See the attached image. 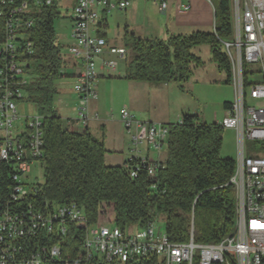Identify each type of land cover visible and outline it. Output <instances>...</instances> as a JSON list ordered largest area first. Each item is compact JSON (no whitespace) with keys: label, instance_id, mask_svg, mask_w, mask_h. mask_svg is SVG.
<instances>
[{"label":"built area","instance_id":"obj_1","mask_svg":"<svg viewBox=\"0 0 264 264\" xmlns=\"http://www.w3.org/2000/svg\"><path fill=\"white\" fill-rule=\"evenodd\" d=\"M51 1L46 0V4ZM131 1L75 0L71 9L72 44L68 53L81 63L72 88L78 101L75 118L81 127L87 124L88 101L96 97L97 60L112 75L117 71L118 59L127 53L124 47L108 45L94 28L101 12L125 10ZM151 1L159 5L161 13L166 11L167 0ZM229 3L232 40L221 44L229 61L235 97L228 116L217 124L236 133L237 159L229 179L235 194V222L229 235L211 243L196 242L192 228L187 241L172 242L163 229L155 227V218L145 227L130 231L115 225L89 224L83 208L73 201L51 204L44 200L40 205L33 204L39 197V185H26L22 178L32 161L42 156V119L35 114L25 119L23 129L14 126L16 102L23 99L24 87L29 83L27 58L33 52L31 41H18V30L29 27L31 21L23 19L26 3L9 9L12 18L5 19L0 35V159L13 161L11 201L26 207L0 204V264H43L47 260L81 264L92 255L120 263L156 255L163 264H264V144L258 146L264 143V0ZM188 10V4L179 7L180 12ZM2 13L0 10V16ZM106 54L112 57L105 58ZM249 65L255 71L247 72ZM254 72L260 73L261 80L252 83L247 74ZM248 98L258 104L247 105ZM119 114L134 153L140 144L155 151L161 149L168 137L165 123L137 120L125 108ZM246 141L252 144L249 148ZM138 158L145 164L148 176L153 177L160 162ZM130 176H135L134 169ZM70 231L78 236V246L73 250L64 246Z\"/></svg>","mask_w":264,"mask_h":264},{"label":"trees","instance_id":"obj_2","mask_svg":"<svg viewBox=\"0 0 264 264\" xmlns=\"http://www.w3.org/2000/svg\"><path fill=\"white\" fill-rule=\"evenodd\" d=\"M26 3L23 13L29 27L18 30V41H31L28 56L29 83L26 99L36 105L41 117L44 182L34 205L75 202L83 208L89 224H112L121 229L145 227L158 215L164 216L163 230L172 242H185L193 229L196 242H219L229 235L235 222V194L229 179L235 161L220 155L223 128L217 122L200 120L196 113H183L179 122L167 123L166 158L155 175L148 176L145 164L132 157L123 165H106L102 140L88 130L69 131L62 124L54 106L55 81L64 77V58L56 44L54 20L60 16L57 0H4L0 3L2 25L12 18L9 9ZM214 30L170 34L166 39L141 38L124 31L125 46L131 57L125 65L124 78L152 84L187 82L195 67L203 64L192 49L208 45L211 60L224 70L229 83L230 65L221 41L232 36L229 0H218L214 8ZM104 36V33H100ZM68 76V75H65ZM229 109L230 102H223ZM12 160L0 159V204L23 209V203L11 201L15 182ZM135 176H130V170ZM11 201V202H10ZM66 248L78 246V236L70 231ZM43 264H60L47 260ZM81 264H163L156 255L146 258L104 261L92 255ZM193 264H196L195 262Z\"/></svg>","mask_w":264,"mask_h":264},{"label":"rangeland","instance_id":"obj_3","mask_svg":"<svg viewBox=\"0 0 264 264\" xmlns=\"http://www.w3.org/2000/svg\"><path fill=\"white\" fill-rule=\"evenodd\" d=\"M67 1L68 0H62L60 3L57 2L60 16L54 20L56 44L59 45L62 55H67L71 41L70 33L72 22L70 15L73 6L68 4ZM217 2L218 0H211L210 3H207L211 12L209 22L210 28H213L215 23L214 8L217 6ZM197 8L203 9L202 3L201 5H199L198 2H196V5L192 4L191 11L188 13L191 15ZM173 20H176V22L179 20H189V16L177 14L175 17L172 16L169 19L168 16L166 17V15L161 13L159 5L151 2V0H132L127 10L120 11L116 9L106 13V38L114 44L122 43L121 38L125 26H127L129 30H134L135 34L139 37L163 38L167 29L174 33L178 32L177 29L171 28ZM204 28L208 27L205 26ZM182 30L181 32H188L190 29L189 27H184ZM231 40L232 39H229L228 41ZM192 52L201 58L203 64L193 68L188 81L182 84L183 88H179L175 82H169L168 85L171 92H168L167 95L165 94L163 98V100H168L169 117L167 120L170 121V123L179 122L181 109H189L191 110L190 112H195L200 120L203 119L206 120L207 123H213L215 118L220 120L226 113L222 106L223 102L234 101L235 91L233 77L230 74L229 83L225 82L227 80L226 72L224 70H219L217 64L211 60L208 46L201 45L195 47L192 49ZM130 57L131 51L128 49L126 63L129 62ZM67 68L70 72L69 67L66 66V69ZM124 69V61H121L118 64L116 73L109 75L105 72L103 77H99L98 75L94 81V87L97 92L96 102L99 107L97 112L101 119L120 120L119 111L121 108H125L131 112L127 103L129 104L130 95L132 94L136 95V100L141 104V107L146 103L149 104L151 101H158L162 98L161 93L157 92L153 95L149 89L145 88L146 85H150L149 83L125 79ZM251 70L255 71L254 66H247L246 71L249 72ZM247 75L249 82L254 83L261 80L260 73L254 72L252 74L248 73ZM74 81V77H59L55 81L57 92L54 106L65 128V118L76 116L74 107L78 105V101L73 95L72 88ZM137 85H144V87H139ZM257 104L258 102L256 100L247 99V105L256 106ZM35 114H37L36 105L26 99V93L24 92L23 99L16 102L17 119L14 121L16 129H23L25 126V119ZM136 119L140 120L137 117ZM117 125L118 124L111 125L110 128L116 130ZM106 131L104 130V132ZM262 144L264 143L259 142L258 146ZM142 145L145 146L144 144ZM251 145L250 142L246 141V148H249ZM166 148V144H163L161 147V153L163 155L166 153ZM150 150L155 151L152 148ZM114 154L119 155V153L116 152ZM220 155L236 161L237 140L235 130H222ZM108 164L111 163L109 162ZM22 182L26 185L41 184L44 182L43 169L39 161H32L30 170L22 178ZM156 218L155 227L162 230L164 226V216L158 215ZM111 225L112 224H107V226ZM134 228L133 226H129L126 230L132 231Z\"/></svg>","mask_w":264,"mask_h":264},{"label":"crops","instance_id":"obj_4","mask_svg":"<svg viewBox=\"0 0 264 264\" xmlns=\"http://www.w3.org/2000/svg\"><path fill=\"white\" fill-rule=\"evenodd\" d=\"M61 1L62 0H58L57 2L60 3ZM151 2H153V1H151ZM196 2H198L199 5H201V3H202L203 9L197 8V10L195 9V11L190 15L189 13L191 11V5L192 4L196 5ZM67 3L70 4L71 6H73L75 4V0H68ZM154 3H156V2H154ZM207 3H210V2L208 0H169V3H168V0H167V8H166V11L163 13L164 15H166V17L168 16L170 19L172 16L175 17L177 14H180V15H184V16H189V20H179L178 22H176V20H173L172 24H171V28L177 29L178 32L174 33V32L167 29L165 32V36H163V38H160V37H141V38L166 39L170 34H188L192 31H197V30L206 31V32L213 31L214 26H213V28H210L209 22H210L211 12H210V9H209ZM182 4H188L189 5V10L187 12H180L179 11V7ZM125 10H127V9H125ZM125 10H123V11H125ZM203 26L204 27L206 26L208 28H204ZM106 27H107V25H106V13L101 12V17L98 21L97 26L94 28V32L97 35L104 37L106 39L108 45L121 46L127 50L126 55L124 57H122L121 59H118V64L121 61H124V66H125L126 61H127L126 57L128 54V48L124 45L125 44V42H124L125 41L124 40L125 28H126L127 32L133 33L135 36H137V35L135 34L134 30H129V28L127 26H125L123 29L122 38H121L122 43L114 44L113 42L108 41V39L106 38ZM184 27H189L190 30L188 32H181V31H183L182 29ZM100 33H104V36L101 35ZM71 42H72V40L70 41L69 46L72 44ZM208 48H209V46H208ZM209 51H210V49H209ZM104 57L105 58H111L112 56L106 54V55H104ZM63 58L65 61L64 67H63L64 77H74L75 78V76L78 74V72L81 68L80 61L78 59L72 57L69 53H67V55H63ZM97 65H98L97 71H98L99 77H103L105 75L106 70L102 67L100 60H97ZM66 66L69 67L70 72L68 71V68L66 69ZM124 72H125V69H124ZM65 75H68V76H65ZM149 84L150 85H146L145 88L149 89L153 95H154V93H157V92L161 93L162 98L158 101H151V102H149V104L146 103L143 107H141V104L136 100V95L135 94L130 95V102H129V104L127 103V105H128V108L131 110V114H133L135 118L136 117L139 118L141 121H147V122H152V123H165V124L170 123V121L167 120L169 117L168 100L167 99L163 100L165 94L167 95L168 92H171V89H170L168 83H165V84L149 83ZM137 86L144 87V85L143 86L137 85ZM95 93H96V97L91 98L88 101V105H87L88 120H87L86 126L81 127V124L78 123V121L75 118L76 116H75V117L65 118L66 128L69 131H77V132H83L86 129L96 139L102 140V142L105 146V149H106V153L104 155V162L106 165H123L129 159V157H132L134 155H136L137 157H147V158L154 160V161L164 162V160L166 158V153L163 155L161 153V149L159 151H151L150 148L148 149V147L146 145L143 146L142 144H140L137 147L138 152L134 153L133 147L131 144V140H130V135L127 131L125 132L126 129L123 127L121 121L119 119L114 120V119H101V118H99V115L97 112V110H99V107L97 106V102H96V99H97L96 90H95ZM73 95L75 96L74 92H73ZM75 98H76V96H75ZM224 102H230V101H224ZM230 103H232V102H230ZM76 107H74L75 113H76ZM229 109L224 108V110L226 112L225 115L220 120L215 118L213 120V122H219L223 118L227 117L229 114ZM190 111L191 110H189V109H181L180 119H181V116L183 113H195V112H190ZM180 119L178 121H180ZM201 120H203V119H201ZM203 121L207 122L206 120H203ZM115 124H118L116 130L115 129L113 130L112 128H110L111 125H115ZM104 130L105 131L107 130V131L104 132ZM110 131H111V133H110ZM164 144H166V141L164 142ZM113 152L119 153V155H115ZM115 159H118V160H115ZM114 161H116V162H114ZM109 162L111 164H108ZM136 228H134V229H136Z\"/></svg>","mask_w":264,"mask_h":264}]
</instances>
